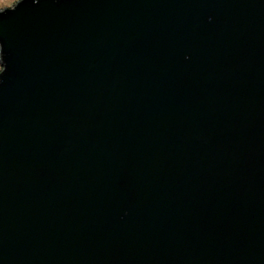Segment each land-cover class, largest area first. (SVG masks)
<instances>
[{
	"label": "water",
	"instance_id": "1",
	"mask_svg": "<svg viewBox=\"0 0 264 264\" xmlns=\"http://www.w3.org/2000/svg\"><path fill=\"white\" fill-rule=\"evenodd\" d=\"M0 67V264H264V0H17Z\"/></svg>",
	"mask_w": 264,
	"mask_h": 264
},
{
	"label": "rangeland",
	"instance_id": "2",
	"mask_svg": "<svg viewBox=\"0 0 264 264\" xmlns=\"http://www.w3.org/2000/svg\"><path fill=\"white\" fill-rule=\"evenodd\" d=\"M16 1L17 0H0V8L12 7Z\"/></svg>",
	"mask_w": 264,
	"mask_h": 264
},
{
	"label": "clouds",
	"instance_id": "3",
	"mask_svg": "<svg viewBox=\"0 0 264 264\" xmlns=\"http://www.w3.org/2000/svg\"><path fill=\"white\" fill-rule=\"evenodd\" d=\"M4 71H5V69H4ZM4 71L0 72V74H2Z\"/></svg>",
	"mask_w": 264,
	"mask_h": 264
}]
</instances>
